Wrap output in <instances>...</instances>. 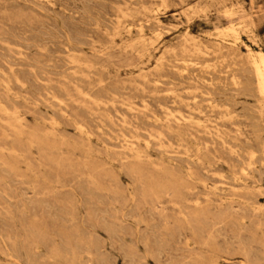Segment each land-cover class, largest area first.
Here are the masks:
<instances>
[{"label": "rangeland", "instance_id": "rangeland-1", "mask_svg": "<svg viewBox=\"0 0 264 264\" xmlns=\"http://www.w3.org/2000/svg\"><path fill=\"white\" fill-rule=\"evenodd\" d=\"M259 53L264 0H0V264H264Z\"/></svg>", "mask_w": 264, "mask_h": 264}, {"label": "bare ground", "instance_id": "bare-ground-1", "mask_svg": "<svg viewBox=\"0 0 264 264\" xmlns=\"http://www.w3.org/2000/svg\"><path fill=\"white\" fill-rule=\"evenodd\" d=\"M199 49V48H198ZM171 52V51H170ZM164 56V55H163ZM225 60V59H223ZM67 61V60H66ZM179 63V62H178ZM182 63V62H181ZM190 63V62H189ZM184 64V62H183ZM206 64V63H205ZM251 65L253 72L256 76L257 81V91L260 95L264 97V57L260 53L257 57L251 59ZM207 68V67H206ZM158 69V68H157ZM174 70V69H173ZM206 70V69H205ZM226 70V69H225ZM227 71V70H226ZM229 71V70H228ZM202 72V71H201ZM204 73V72H203ZM205 75V74H204ZM224 75V74H223ZM229 81V80H228ZM214 83V82H213ZM229 87V86H228ZM96 88V87H95ZM195 93V92H193ZM172 94V93H171ZM174 94V93H173ZM175 96V95H174ZM28 97V96H27ZM179 100V99H178ZM63 103V102H62ZM95 104V103H94ZM211 109V108H210ZM129 110V109H128ZM198 112V111H197ZM225 113V112H224ZM198 114V113H197ZM165 118V116H164ZM157 119V118H156ZM167 122V121H166ZM194 122V121H193ZM123 136V135H122ZM153 139V138H152ZM192 139V137H191ZM147 144V143H146ZM120 145V144H119ZM126 148V147H125ZM167 155V154H166ZM155 210V209H154ZM158 210V209H157ZM216 264V263H215Z\"/></svg>", "mask_w": 264, "mask_h": 264}]
</instances>
